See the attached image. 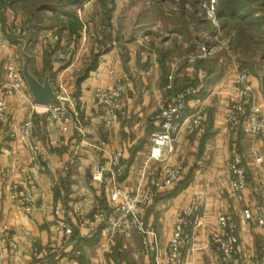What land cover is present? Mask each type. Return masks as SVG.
<instances>
[{"label": "crops", "instance_id": "0c3cea01", "mask_svg": "<svg viewBox=\"0 0 264 264\" xmlns=\"http://www.w3.org/2000/svg\"><path fill=\"white\" fill-rule=\"evenodd\" d=\"M76 6L56 14L63 18L69 11L78 18ZM8 12L0 13L6 37L0 61L14 57L22 72L20 57L28 54L30 72L67 96L73 121L62 131L50 118L48 106L35 104L26 82L12 92L0 130V264H158L177 216L195 201L200 203L199 218L191 229L192 242L180 252L184 264H258L264 259V225L258 221L264 208V135L230 132L226 127L224 111L238 74L230 55L214 57L208 37L202 43L209 51L197 54L198 37L186 36L180 25L167 27L175 30L169 38L157 37L136 19L123 25L118 11L112 28L119 37H109L104 30L94 33L80 20L78 33L62 26L53 38L41 35L45 26L40 22L28 24L30 15L13 10L9 17ZM62 51L66 61L58 57ZM249 76L255 100L264 105V79ZM115 79L123 82L124 92L117 120L109 123L95 90L111 86ZM189 84L197 92L182 117L200 106L204 125L190 134L183 124L161 156L151 158V135L160 126L166 96ZM28 115L33 116L34 135L44 152L40 165L13 136ZM234 149L242 154L248 172L241 198L231 188ZM117 150L127 166L121 184L128 191L154 185L168 166H184L177 182L140 210L145 226L159 238L157 250L145 249L137 231L127 237L110 223L112 188L108 173L100 174L99 169ZM96 174L102 178L95 179ZM221 214L237 226L238 246L229 258L210 243L211 234L220 231ZM61 221L74 227L71 237L60 228ZM148 239L152 242V235Z\"/></svg>", "mask_w": 264, "mask_h": 264}, {"label": "built area", "instance_id": "2783aa9c", "mask_svg": "<svg viewBox=\"0 0 264 264\" xmlns=\"http://www.w3.org/2000/svg\"><path fill=\"white\" fill-rule=\"evenodd\" d=\"M89 1L87 0L86 2L88 3ZM82 6L84 7L83 4ZM78 11L80 10L78 9ZM210 17L215 20L216 17L213 11H210ZM5 48L6 37L0 29V56L4 54ZM24 84V77L14 57H10L3 62L0 61V130L7 117L8 102L12 92L22 89ZM234 85L235 91L224 111V122L228 131H242L245 134L263 136L264 105L255 100L249 74L246 72L239 73L234 80ZM123 92L124 84L120 79H115L109 87H99L95 90L96 101L107 108L110 116L109 123L117 120V110ZM196 92L194 86H187L166 96L158 116L160 126L151 135V158L158 159L161 156L162 150L172 142L174 135L183 124L186 125V130L190 134L196 132L204 125L205 112L200 106L191 109L187 116L182 117L184 111L189 107L191 98L196 96ZM47 106V111L52 121L62 131H68L73 121V116L67 97L55 93V98ZM13 136L21 140L30 150L35 164H42L44 152L39 140L34 135L32 115H28L23 120L20 124L19 133ZM126 169L127 166L120 150L111 153L108 164L99 169L100 174H103V172L108 173L112 188L111 195L115 205L113 209L114 216L112 217L111 215L110 223L113 228H120L127 237L131 236L133 231H137L143 235V243L146 249L157 250L159 238L152 228L145 226L140 210L142 206L155 196L156 192L169 190L183 174L184 166L182 163L168 166L163 179L157 180L154 185L137 189L133 194L124 190L121 184V178L125 175ZM230 172L232 191L236 197L241 198L243 191L248 187V172L243 162L242 154L238 149L232 151ZM94 178L100 179L102 175L96 174ZM199 206V201H195L190 208L183 209L177 216L173 233L166 246L165 257L158 264H184L180 258V252L184 246L193 240L191 229L198 222ZM27 207L28 211H30V206ZM55 211L57 214L61 212L58 207ZM260 212L261 215L258 221L264 225V208H260ZM219 226L220 231L211 234L210 243L217 246L224 257L229 258L238 246L237 226L231 223L225 214L219 216ZM60 228L66 237H71L74 233V227L67 221H61ZM148 235H152V242L148 239ZM258 264H264V259Z\"/></svg>", "mask_w": 264, "mask_h": 264}, {"label": "rangeland", "instance_id": "374dc122", "mask_svg": "<svg viewBox=\"0 0 264 264\" xmlns=\"http://www.w3.org/2000/svg\"><path fill=\"white\" fill-rule=\"evenodd\" d=\"M86 1L82 3L84 7L82 4L76 6V10H80L77 15L79 20L86 23L87 28L92 27L94 33L96 31L103 33L104 30L109 37H119L117 31L113 33L112 28L114 11H118L123 25L131 24L136 19L137 24L146 25L160 38L173 37L175 30H167V27L180 25L181 32L186 36L198 37L199 45L195 50L197 54L209 51L202 43V40L208 37L212 43L210 50H214V57L230 55L232 62L237 66L238 74L246 72L264 79V0H90L88 3ZM61 2L65 3L64 8L71 7L67 0ZM56 3L58 0H27L23 4L17 3L16 0H0V13L5 14L9 10L10 17L14 10L24 16L30 15L33 19L31 24L40 22L45 26L41 35L53 38L52 34L59 35L63 26V23L51 14L48 6ZM226 4L232 8L226 7ZM41 6L46 10L35 18L33 12ZM221 9H224L225 13L219 15ZM210 11H213L215 20L210 17ZM166 33L169 35L166 36ZM66 56L67 53L62 51L58 57L61 61H66ZM20 58L23 68L25 56L21 54ZM134 191L136 190L129 192L133 194Z\"/></svg>", "mask_w": 264, "mask_h": 264}, {"label": "water", "instance_id": "95a60500", "mask_svg": "<svg viewBox=\"0 0 264 264\" xmlns=\"http://www.w3.org/2000/svg\"><path fill=\"white\" fill-rule=\"evenodd\" d=\"M30 60H31L30 56L26 54L25 62L22 68V75L33 95L35 104L47 106L55 98L54 88L48 79L42 83L30 72ZM263 89H264V83H263Z\"/></svg>", "mask_w": 264, "mask_h": 264}, {"label": "trees", "instance_id": "16d2710c", "mask_svg": "<svg viewBox=\"0 0 264 264\" xmlns=\"http://www.w3.org/2000/svg\"><path fill=\"white\" fill-rule=\"evenodd\" d=\"M24 1H27V0H16L17 3L21 2L22 4L24 3ZM83 2H84V0H67V4L70 6L81 5ZM64 4L65 3H62L61 0H58V3L51 4L48 6L50 7L51 10H53L54 17L56 19H59L63 23V26H66L70 30V32H72V33H78V30L81 27V21L72 12H69V11L65 12V14H64L65 17H63V18L56 14L57 10H61V11L64 10ZM227 6L229 8H232L231 5L226 4V7ZM44 10H46L45 7H43V6L38 7L37 11L33 12V16L35 18L39 17L40 13ZM224 13H225L224 9H221L219 11V15L224 14ZM32 22H33V19L30 20V23H32ZM181 184L183 186V182ZM177 190H178V188L172 190V192H170V193H175V192H177Z\"/></svg>", "mask_w": 264, "mask_h": 264}]
</instances>
